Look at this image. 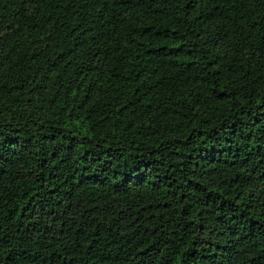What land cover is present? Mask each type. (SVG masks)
<instances>
[{
    "label": "trees",
    "instance_id": "16d2710c",
    "mask_svg": "<svg viewBox=\"0 0 264 264\" xmlns=\"http://www.w3.org/2000/svg\"><path fill=\"white\" fill-rule=\"evenodd\" d=\"M0 264H264V0H0Z\"/></svg>",
    "mask_w": 264,
    "mask_h": 264
}]
</instances>
